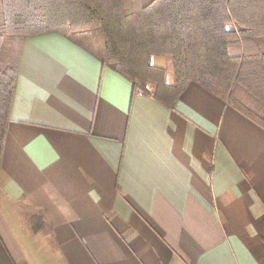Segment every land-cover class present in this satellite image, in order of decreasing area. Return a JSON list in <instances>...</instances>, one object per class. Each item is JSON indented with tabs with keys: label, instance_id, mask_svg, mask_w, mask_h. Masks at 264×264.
<instances>
[{
	"label": "crops",
	"instance_id": "obj_1",
	"mask_svg": "<svg viewBox=\"0 0 264 264\" xmlns=\"http://www.w3.org/2000/svg\"><path fill=\"white\" fill-rule=\"evenodd\" d=\"M77 38L25 40L0 264H264V128L195 82L174 107L135 91Z\"/></svg>",
	"mask_w": 264,
	"mask_h": 264
},
{
	"label": "trees",
	"instance_id": "obj_2",
	"mask_svg": "<svg viewBox=\"0 0 264 264\" xmlns=\"http://www.w3.org/2000/svg\"><path fill=\"white\" fill-rule=\"evenodd\" d=\"M49 31L101 35L104 63L170 107L195 82L264 128V0H0V178L24 43ZM153 55L172 58L175 85Z\"/></svg>",
	"mask_w": 264,
	"mask_h": 264
},
{
	"label": "rangeland",
	"instance_id": "obj_3",
	"mask_svg": "<svg viewBox=\"0 0 264 264\" xmlns=\"http://www.w3.org/2000/svg\"><path fill=\"white\" fill-rule=\"evenodd\" d=\"M100 36H101V35H97V34H96L95 36L92 35V37H91V39H90V42L96 44V43L99 41ZM151 86H152V85L149 84V85H148V89H150ZM155 90H156V88H155ZM154 92H155V91H153L152 93H154Z\"/></svg>",
	"mask_w": 264,
	"mask_h": 264
}]
</instances>
